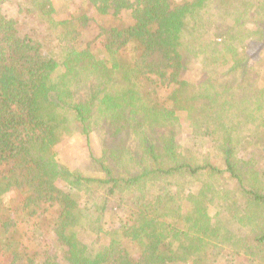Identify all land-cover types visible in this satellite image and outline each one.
<instances>
[{"label":"trees","instance_id":"obj_1","mask_svg":"<svg viewBox=\"0 0 264 264\" xmlns=\"http://www.w3.org/2000/svg\"><path fill=\"white\" fill-rule=\"evenodd\" d=\"M23 1L0 0V264H264V0ZM73 135L92 175L58 159Z\"/></svg>","mask_w":264,"mask_h":264},{"label":"rangeland","instance_id":"obj_2","mask_svg":"<svg viewBox=\"0 0 264 264\" xmlns=\"http://www.w3.org/2000/svg\"><path fill=\"white\" fill-rule=\"evenodd\" d=\"M17 1L18 0H13V3H17ZM177 1H182V0H177ZM53 2H54V6L56 8V13L54 14L56 18H64L66 16L65 12L73 10V7H74L71 5V7L70 6L68 7V11H65L62 8V5L59 1L53 0ZM24 3L25 2L23 0H21V4L24 5ZM76 3H77V1H76ZM7 7H9L7 4L3 5L2 10L7 9ZM10 11H14V10L11 8ZM88 14L91 18L95 19L96 22H98L99 24L105 23V21L104 22L101 21V19L96 16V13L93 9L90 8V11L88 12ZM106 21L111 22V23H115V24L128 23V21H129L128 13L123 12L116 17H113V16L108 17L106 19ZM27 27H28V25H27ZM94 34H96V31H95V29L94 30L92 29L91 35H94ZM250 51L254 52L255 50L251 48ZM254 61H252V63ZM255 65H256V68L258 70H260L261 72H264V58H262L258 61H255ZM184 78L190 82L199 81V75H197L196 73L194 74L192 71L187 72L185 74ZM149 85H151V84L149 83ZM186 129H187L186 126L183 125V130L180 132V134L177 138L182 145H185L187 143L192 142L191 141L192 139L189 137L188 131ZM198 145L200 146L199 142L195 143V146H198ZM93 146H94V151L98 153L99 152V146L97 145V142L95 140L93 141ZM58 150H59L58 151V159L62 164L69 166L72 169H79L80 171H82L85 174L92 175L94 173L92 168L89 166V160L87 158L86 147H85L83 141L80 138H78L76 135H73L70 137H65V139H64V141H62V144L60 145V147H58ZM8 198L9 199L14 198V194L10 193Z\"/></svg>","mask_w":264,"mask_h":264}]
</instances>
